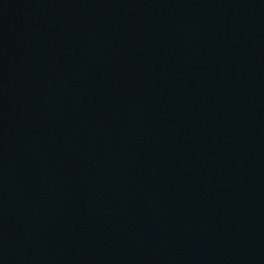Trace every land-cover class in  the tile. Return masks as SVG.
Instances as JSON below:
<instances>
[{
  "label": "water",
  "instance_id": "water-1",
  "mask_svg": "<svg viewBox=\"0 0 264 264\" xmlns=\"http://www.w3.org/2000/svg\"><path fill=\"white\" fill-rule=\"evenodd\" d=\"M0 264H264V0H0Z\"/></svg>",
  "mask_w": 264,
  "mask_h": 264
}]
</instances>
